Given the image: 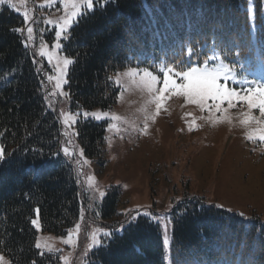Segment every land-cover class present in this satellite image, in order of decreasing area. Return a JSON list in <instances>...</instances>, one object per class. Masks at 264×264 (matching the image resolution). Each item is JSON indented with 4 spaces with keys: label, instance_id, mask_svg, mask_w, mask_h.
I'll use <instances>...</instances> for the list:
<instances>
[{
    "label": "trees",
    "instance_id": "16d2710c",
    "mask_svg": "<svg viewBox=\"0 0 264 264\" xmlns=\"http://www.w3.org/2000/svg\"><path fill=\"white\" fill-rule=\"evenodd\" d=\"M22 17L0 10V252L10 264H58L35 247L31 221L39 209L43 232L64 234L87 203L73 156L63 151L56 112L48 108L43 71L23 44ZM71 108L112 109V76L128 66L174 70L219 61L247 73L264 72V0H101L63 42ZM105 123L79 120L86 157L102 152ZM55 154V155H54ZM122 193L111 186L97 207L119 223ZM87 264H167L156 223L139 217L93 250ZM168 264H264V222L225 213L201 199L173 212Z\"/></svg>",
    "mask_w": 264,
    "mask_h": 264
},
{
    "label": "rangeland",
    "instance_id": "374dc122",
    "mask_svg": "<svg viewBox=\"0 0 264 264\" xmlns=\"http://www.w3.org/2000/svg\"><path fill=\"white\" fill-rule=\"evenodd\" d=\"M11 2L15 4L14 8L5 3L0 5V10L8 8L22 17L23 44L28 43L27 48L39 61L40 68L46 65L43 75L48 92L47 105L57 114L65 140L63 149L69 150L78 166V177L87 200L74 226L64 234L43 232L39 215L35 213L33 219H37L39 224L37 230L31 222L36 231L35 247L38 240L42 245L46 242L52 247V251L36 247L42 255L57 257L58 264H87L89 254L104 246L113 233L120 234L123 227L136 222L139 217H145L158 225L165 256V238L170 246L173 212L179 204L191 199H201L245 221L257 217L264 222V140L259 138L264 135V115L258 107L255 91L264 86V72L247 73L242 68L235 69L219 61L196 67L227 66L230 69L231 79L219 81L237 93L230 107L227 101H213L211 98L200 101L170 89L161 94L158 89L164 88V73L159 68L139 66L137 62L112 76L119 89L116 105L112 109L73 110L66 91L70 65L60 89L56 88V83L57 61L71 59L62 48L76 22L75 17L66 38L62 34L58 41L55 30L66 15H71L73 2L79 8L85 7L83 0ZM25 13L27 23H24ZM29 26L34 29L30 42ZM57 44L58 48L55 47ZM42 47L53 56L51 63L47 56L39 54ZM145 69L159 77L151 91L141 84L142 70ZM129 70H136L138 74L134 77L125 75ZM187 70L190 68L184 71ZM49 76L53 78L51 81ZM169 77L177 85L186 83L172 73ZM246 96H251L257 104L249 108ZM216 104L220 107L217 108ZM64 113L72 116L75 123L69 121L65 126ZM85 113L89 115L85 117ZM93 113L101 118L95 119ZM79 120L106 124L102 152L98 158L86 157L78 143L76 123ZM245 120L248 122L243 123ZM111 186L119 187L122 193L117 206L120 225L115 230L110 224L113 220H103L97 210ZM100 192L105 195L101 197ZM105 233L112 235L105 237ZM93 236L98 244H94ZM66 240L68 243L64 242ZM0 257H3L0 264H10L8 257L1 252Z\"/></svg>",
    "mask_w": 264,
    "mask_h": 264
},
{
    "label": "snow or ice",
    "instance_id": "6c2138e0",
    "mask_svg": "<svg viewBox=\"0 0 264 264\" xmlns=\"http://www.w3.org/2000/svg\"><path fill=\"white\" fill-rule=\"evenodd\" d=\"M101 2V0H83L84 8H79L78 5L73 2L72 3V13L71 15H66V17L62 20V23L58 24L55 30V35L57 40H61L62 34L65 35L68 32V28L71 26V23H73V17H75V20L78 22L83 16L86 14L87 11H91L94 4ZM5 3H8L10 7H15V4L11 2V0H0V5H3ZM25 21L24 23H27V13H25ZM48 23V21H46ZM15 32H21L19 28L14 29ZM34 29L29 26L27 27V33H28V41L30 42L32 40V34ZM23 35V33H21ZM25 47H28V43H25ZM55 47H59V44L55 45ZM41 56H47V59L51 63L53 56L49 53H47L44 50V47L41 48V51L39 53ZM73 61L71 59H62L57 61V83L56 88L60 89L61 87V81L63 79V76L67 73L69 65H71ZM62 65V66H61ZM143 71V76L141 77V84L148 88L149 91L152 90V85L156 82H158L159 77L158 75H154L151 71L145 69ZM160 72L164 73L163 81H164V88L158 89V91L162 94L165 89L173 90L176 94L183 95L186 98L190 97H196L200 101H205L209 98H211L213 101L219 100L220 102L227 101L230 107L233 106V97L237 96V93L235 90H229L228 88L224 87L222 84L219 83L220 80H228L231 79L230 69L227 66H221L220 68H205V69H198L196 67L190 68V70L184 71L180 69L174 70L171 67L168 66H161L159 68ZM169 73H172L173 75L180 77L182 80L186 81V83L177 85L175 80L170 81ZM138 73L136 70H129L125 73V75L129 77H134ZM48 79L51 81L53 78L51 76L48 77ZM63 83H67L66 80H63ZM251 83V82H248ZM251 91V89H250ZM258 95V107L260 109V112L262 115H264V86H261L260 88L255 90ZM62 95L64 93H61ZM245 99L248 102L249 108L253 107L257 104V101L254 100L251 96H246ZM193 102H196L193 100ZM159 107V105H157ZM216 107L219 108L220 105L216 104ZM64 119L63 122L65 126H68L69 121H72L75 123V119L72 116L67 115L66 113L62 114ZM89 114L85 113V117H87ZM95 119H100L101 117L95 113L92 114ZM106 115V114H105ZM115 119V117H114ZM248 121L245 120L243 123H247ZM261 140H264V135H261L259 137ZM66 156H70L71 153L67 148L63 149ZM55 155V154H54ZM6 157V152L3 148H0V162H3ZM89 180H91V177H89ZM105 195L104 192H100V196L103 197ZM219 207V206H217ZM37 212V215H39V209L35 210ZM147 215V214H145ZM133 220H135V217H133ZM32 224L39 230V224L37 219H33ZM79 227V226H77ZM105 237H111V233H105ZM94 244H98L99 241L96 240L95 236H93ZM65 243H68V241H64ZM168 246L169 241L167 237L165 238V261L169 260L168 256ZM36 247H46L48 251H52L51 245L47 244H41V242L38 240L36 242ZM0 260H3V257H0ZM7 264V262H5ZM35 264V262H34Z\"/></svg>",
    "mask_w": 264,
    "mask_h": 264
}]
</instances>
